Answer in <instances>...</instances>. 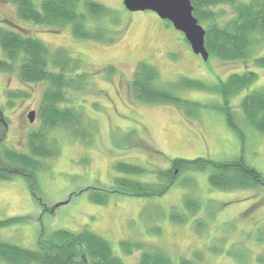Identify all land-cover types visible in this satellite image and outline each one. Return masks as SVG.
Segmentation results:
<instances>
[{
  "label": "rangeland",
  "instance_id": "374dc122",
  "mask_svg": "<svg viewBox=\"0 0 264 264\" xmlns=\"http://www.w3.org/2000/svg\"><path fill=\"white\" fill-rule=\"evenodd\" d=\"M33 1L39 5L41 0ZM95 1L115 15L117 23L111 28L122 31L112 44L75 38L70 25L47 27L21 21L14 5L0 0L1 27L37 38L51 52L63 48L74 57L80 56L82 66L76 73L86 75L79 87L66 90L61 103L70 107L79 121L52 130L49 139L55 142L57 154L36 158L41 163L36 173L37 196L22 175L0 180V220L24 217L0 228V238L34 249L39 239L54 230L79 232L88 228L108 240L124 264H138L142 250L127 255L119 245L122 240L141 242L145 249L160 250L175 262L186 257L197 264H264V186L212 188L207 171L177 172L168 184L169 180L158 174L170 169L174 158H243L264 177V134L243 122L239 108L245 93L264 85V68L250 61H224L213 56L203 61L192 52L183 34L155 12H130L123 0ZM212 10L223 19L231 13L229 5ZM94 26L90 20L88 27ZM251 54L264 55V37L253 45ZM140 61L157 68V83L164 86L181 77L216 83L234 72L255 71L256 81L229 98L244 138L240 139L216 108L202 105L198 111L180 110L173 105L137 101L130 81ZM45 86L22 83L16 71L0 73V109L6 121L0 122V131L3 129L6 146L27 152V135L39 127L37 110ZM10 91L23 95L11 98ZM174 91L185 100L223 104L222 97L213 92ZM30 111L35 112L32 122ZM117 162L143 166L145 172L128 178L166 183V192L147 197L118 190ZM94 190L107 194V201H91L88 195ZM186 198L192 200L195 210L186 207ZM170 212L184 215V221H172Z\"/></svg>",
  "mask_w": 264,
  "mask_h": 264
},
{
  "label": "trees",
  "instance_id": "16d2710c",
  "mask_svg": "<svg viewBox=\"0 0 264 264\" xmlns=\"http://www.w3.org/2000/svg\"><path fill=\"white\" fill-rule=\"evenodd\" d=\"M15 7L16 17L21 21L36 25L55 27L70 25L73 37L95 41L102 44L116 42L122 34L114 30L117 19L113 12L95 0H41L36 5L33 0H8ZM193 15L200 24H205V48L209 57L224 61H250L256 67L264 68V55L253 57L251 52L255 43L264 37V0H190ZM218 5H229L230 16L223 19L221 14L213 12ZM94 27H88L89 21ZM105 20V23H102ZM110 26V28H107ZM0 73L16 71L24 84L45 83L41 103L37 113L39 127L27 135V152L10 148L4 144L3 129L0 131V180H7L13 175H22L28 179L34 196L38 194L36 173L41 169L37 157H51L57 154V146L49 139V133L76 124L78 117L70 107L63 106L67 89L79 87L85 79V73H76L82 66L80 56H72L63 48L51 52L39 39L21 32L0 26ZM110 70L114 67L109 66ZM258 75L255 71L245 69L234 72L225 80L208 83L187 77L179 78L168 86L159 85V72L154 65L145 61L138 62L130 87L134 98L143 103L173 105L180 110L195 109L202 105L220 110L228 126L240 137L243 130L237 123V114L229 104V98L252 84ZM174 89H197L218 94L223 104H204L182 99ZM20 91H10L11 98L20 97ZM243 122L255 131L264 134V85L245 93L239 102ZM0 109V122H4ZM6 122V121H5ZM4 122V124H5ZM114 169L120 175L115 178V186L124 193L136 196H159L166 192L168 184L178 172H208V182L212 188L254 189L264 186L262 174L245 162L243 158L215 161L210 158L194 159L174 158L170 169L158 172L169 181L168 184L141 182L128 178L145 172L140 165L117 162ZM89 199L105 203L107 194L94 190ZM192 200L185 199L188 209H194ZM170 219L183 222L184 215L170 212ZM24 217L15 216L0 220V228L8 227L22 221ZM119 245L127 255L135 250H142L138 264H197L193 259L181 257L173 261L169 255L160 250H147L141 242L122 240ZM198 256V255H197ZM196 256V257H197ZM199 258V257H198ZM0 264H124L115 255L109 241L99 234L84 228L79 232L57 229L45 238L39 239L34 249L21 247L0 238Z\"/></svg>",
  "mask_w": 264,
  "mask_h": 264
},
{
  "label": "water",
  "instance_id": "95a60500",
  "mask_svg": "<svg viewBox=\"0 0 264 264\" xmlns=\"http://www.w3.org/2000/svg\"><path fill=\"white\" fill-rule=\"evenodd\" d=\"M124 7L130 12L153 11L162 20L168 21L174 29L181 32L192 52L207 61L209 53L205 48V29L193 15L190 0H123ZM34 111L28 118L33 121Z\"/></svg>",
  "mask_w": 264,
  "mask_h": 264
}]
</instances>
